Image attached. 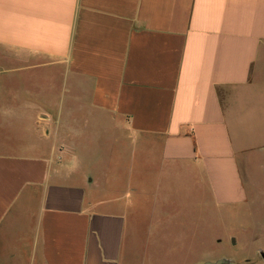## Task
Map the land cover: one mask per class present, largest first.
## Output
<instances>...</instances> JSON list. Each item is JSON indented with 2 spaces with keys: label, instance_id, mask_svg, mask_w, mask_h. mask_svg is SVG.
Masks as SVG:
<instances>
[{
  "label": "crops",
  "instance_id": "crops-1",
  "mask_svg": "<svg viewBox=\"0 0 264 264\" xmlns=\"http://www.w3.org/2000/svg\"><path fill=\"white\" fill-rule=\"evenodd\" d=\"M261 191L264 0H0V264H159Z\"/></svg>",
  "mask_w": 264,
  "mask_h": 264
},
{
  "label": "rangeland",
  "instance_id": "rangeland-1",
  "mask_svg": "<svg viewBox=\"0 0 264 264\" xmlns=\"http://www.w3.org/2000/svg\"><path fill=\"white\" fill-rule=\"evenodd\" d=\"M254 178L256 183L260 182L259 176ZM260 195L262 198H257V194H255V203L257 204L244 214L250 219L248 224L242 225L241 222H236V217H242L243 211H240L238 215L235 214L233 224L226 223V218L221 217L216 222L203 220L200 225H197L200 231L197 232L196 237L186 236L185 240L181 242V248L184 251H163V253L161 251L159 253V255L162 254L161 260L159 259L160 262L156 261V263L203 264L221 259L228 260L230 264H245L248 260L259 261L261 251H257V249L263 241L258 239L251 229V221L264 218V192L261 191ZM232 233L233 235L230 237L229 235Z\"/></svg>",
  "mask_w": 264,
  "mask_h": 264
},
{
  "label": "water",
  "instance_id": "water-1",
  "mask_svg": "<svg viewBox=\"0 0 264 264\" xmlns=\"http://www.w3.org/2000/svg\"><path fill=\"white\" fill-rule=\"evenodd\" d=\"M262 257L264 258V253L262 254ZM203 264H230V263H229V261H227V260H223V259H221V260H218V261L213 262V263H211V262H206V263H203Z\"/></svg>",
  "mask_w": 264,
  "mask_h": 264
}]
</instances>
